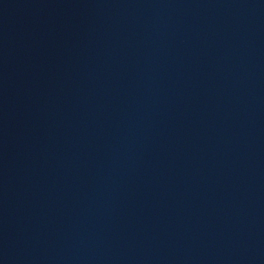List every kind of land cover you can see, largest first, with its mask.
Instances as JSON below:
<instances>
[{
  "label": "water",
  "instance_id": "obj_1",
  "mask_svg": "<svg viewBox=\"0 0 264 264\" xmlns=\"http://www.w3.org/2000/svg\"><path fill=\"white\" fill-rule=\"evenodd\" d=\"M0 264H264V0H0Z\"/></svg>",
  "mask_w": 264,
  "mask_h": 264
}]
</instances>
